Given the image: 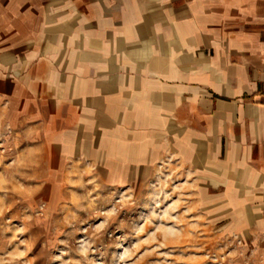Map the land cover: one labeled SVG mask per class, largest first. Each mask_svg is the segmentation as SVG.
I'll use <instances>...</instances> for the list:
<instances>
[{
	"label": "crops",
	"instance_id": "obj_1",
	"mask_svg": "<svg viewBox=\"0 0 264 264\" xmlns=\"http://www.w3.org/2000/svg\"><path fill=\"white\" fill-rule=\"evenodd\" d=\"M16 118L112 183L179 164L260 229L264 0H0V119Z\"/></svg>",
	"mask_w": 264,
	"mask_h": 264
},
{
	"label": "rangeland",
	"instance_id": "obj_2",
	"mask_svg": "<svg viewBox=\"0 0 264 264\" xmlns=\"http://www.w3.org/2000/svg\"><path fill=\"white\" fill-rule=\"evenodd\" d=\"M45 136L0 119V264H264V211L240 229L179 164L112 183Z\"/></svg>",
	"mask_w": 264,
	"mask_h": 264
}]
</instances>
